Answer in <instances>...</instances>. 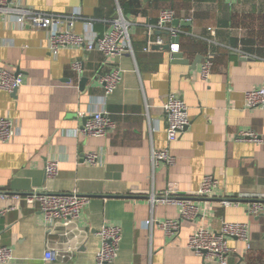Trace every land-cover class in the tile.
<instances>
[{
  "label": "crops",
  "instance_id": "obj_1",
  "mask_svg": "<svg viewBox=\"0 0 264 264\" xmlns=\"http://www.w3.org/2000/svg\"><path fill=\"white\" fill-rule=\"evenodd\" d=\"M22 5L58 15L79 10L82 19L74 31L88 41L109 32L121 8L133 24L134 55L106 57L73 47L55 56L47 29L18 27L0 15V67L24 81L16 95L0 89V118L16 125L15 137L0 142V191L76 192L90 199L79 221L83 244L70 259L53 262L44 259L45 252L63 247L57 234L62 228L49 234L37 207L1 200L0 209L17 207L0 217V248L13 249L11 264H97V233L104 225L122 229L115 264H205L188 248V239L200 229L219 231L224 222L250 227V249L244 241L229 240V264H264V212L249 214L252 202L264 206V106L249 109L245 100L247 92L264 86V0H22ZM165 9L191 22L178 27L183 33L177 53L187 63L173 59L171 50L145 51L151 32L164 45L172 42L166 32L157 34ZM210 53L214 68L204 80L202 64ZM74 62L82 63V73L73 70ZM116 69L122 81L105 99L101 78ZM171 95L185 102L191 121L169 144L162 106ZM103 109L117 129L106 137L84 136L83 115ZM242 131L255 132L262 142L237 141ZM166 149L175 163L154 168L153 151ZM89 153H99L101 164L86 163ZM49 160L59 163L54 179L45 174ZM210 175L218 191L196 198ZM170 186L199 209L194 220L181 222L175 237L146 224L179 220L177 205L150 202ZM226 198L238 205L224 207Z\"/></svg>",
  "mask_w": 264,
  "mask_h": 264
},
{
  "label": "built area",
  "instance_id": "obj_2",
  "mask_svg": "<svg viewBox=\"0 0 264 264\" xmlns=\"http://www.w3.org/2000/svg\"><path fill=\"white\" fill-rule=\"evenodd\" d=\"M0 15L6 23H13L18 27L30 26L33 28H43L49 31V51L53 55H58L60 50L73 47H84L86 50L99 51L106 57H119L124 53L134 55L132 44L130 22L118 8V15L113 21L112 29L103 36L97 37L93 41H88L85 36H81L74 31L75 22L82 19L79 10L68 15H58L40 12L26 8L22 5V0H0ZM176 19L174 11L165 9L160 12L157 29L169 34L172 40L180 39L183 33L180 28L174 27L173 21ZM147 43L145 51L148 52L154 46H164V41L159 37H152ZM171 51H180L179 42L171 43ZM72 68L75 72L82 73L81 62H74ZM214 68V58L210 53L202 64L201 76L207 80ZM101 81L105 88V99L111 96L122 81V70L116 69L103 76ZM23 78L0 67V89L13 94L23 86ZM246 107L249 109L264 106V86L246 93ZM162 111L167 124V141L169 144L178 141L180 136L190 125L188 107L185 102L171 95L162 106ZM86 120L81 128V133L86 137H106L117 129L116 122L111 118V114L103 109L89 115H83ZM16 135L15 123L6 118H0V142H9ZM240 142L261 143L262 140L253 131H242L236 136ZM84 161L90 166L101 164L99 153H89ZM153 167L162 164L171 166L175 163L169 149L153 151ZM47 178L54 179L59 174V163L57 160H49L45 166ZM219 189L218 180L210 175L203 179L200 189L195 197L212 198ZM242 197V196H241ZM245 198V197H242ZM25 202L28 206L37 207L48 226L49 234L57 233L61 237L63 247L49 246L45 252V260L53 262L58 259L67 260L72 257L82 244L85 231L79 226L81 215L89 204L90 199L78 193H41L31 192L26 195L18 193L0 191V201ZM151 205L156 203L174 204L179 207V220H167L157 222L150 220L146 224L149 227L158 225L170 237H175L180 229L182 221H192L199 215V209L191 198H182L176 186H170L161 194H153L150 198ZM221 204L224 207L238 205L235 199L226 198ZM17 207L0 209V217L16 210ZM264 212L261 201H254L249 208V214L258 217ZM101 241V248L97 254V264H115L120 253L122 242V229L119 226L104 225L97 233ZM237 239L244 241L247 248H251L250 227L248 224H236L224 222L219 231L213 232L200 229L193 233L188 239V248L196 255L204 259L205 264H229V257L232 249L229 247V240ZM14 260L13 249L8 247L0 248V264H11Z\"/></svg>",
  "mask_w": 264,
  "mask_h": 264
},
{
  "label": "water",
  "instance_id": "obj_3",
  "mask_svg": "<svg viewBox=\"0 0 264 264\" xmlns=\"http://www.w3.org/2000/svg\"><path fill=\"white\" fill-rule=\"evenodd\" d=\"M174 27H179V26H191V22L189 21H181L180 19H175L173 21V24H172ZM164 32L162 31H158L157 34L160 36L162 35ZM168 34V33H167ZM180 39H176V40H172L171 43H174V42H179ZM154 49H164V50H167V51H170L171 50V44H168V45H164V46H154L153 47ZM172 57L173 59H175L176 61H185L184 58H183V54L182 53H172ZM185 63H187V61H185ZM196 69V64L193 66V69L192 70H195ZM86 79H83L82 80V85H84L86 83ZM18 90H16L13 95H16ZM86 120H84L85 122Z\"/></svg>",
  "mask_w": 264,
  "mask_h": 264
}]
</instances>
